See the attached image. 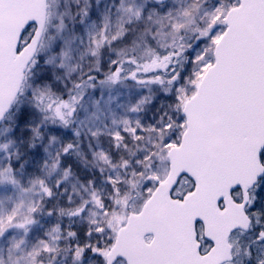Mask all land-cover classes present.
Masks as SVG:
<instances>
[{"label": "snow or ice", "instance_id": "obj_1", "mask_svg": "<svg viewBox=\"0 0 264 264\" xmlns=\"http://www.w3.org/2000/svg\"><path fill=\"white\" fill-rule=\"evenodd\" d=\"M0 264H264V0H0Z\"/></svg>", "mask_w": 264, "mask_h": 264}]
</instances>
